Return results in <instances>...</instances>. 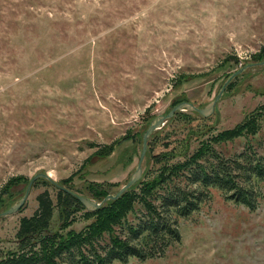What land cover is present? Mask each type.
<instances>
[{"label":"rangeland","instance_id":"rangeland-1","mask_svg":"<svg viewBox=\"0 0 264 264\" xmlns=\"http://www.w3.org/2000/svg\"><path fill=\"white\" fill-rule=\"evenodd\" d=\"M263 47L264 0H0V189L13 182L0 194V211L37 172L81 196L115 193L133 171L153 117L182 100L202 107L229 73L264 59ZM230 82L208 116L175 111L148 135L139 181L198 150L202 166L214 155L264 154V65ZM191 166L146 199L157 206L167 186L193 188ZM256 184L252 209L208 187L198 208L177 218L179 241L161 256L109 264H264V179ZM43 191L54 203L56 187L37 179L22 206L0 216V258L15 252L18 220L33 213ZM143 216L135 198L92 245L102 252L110 235L123 238ZM96 219L78 208L61 222L53 207L48 228L55 236L47 242L84 232Z\"/></svg>","mask_w":264,"mask_h":264},{"label":"trees","instance_id":"trees-1","mask_svg":"<svg viewBox=\"0 0 264 264\" xmlns=\"http://www.w3.org/2000/svg\"><path fill=\"white\" fill-rule=\"evenodd\" d=\"M251 124L253 129L252 121ZM240 129L241 126L227 130L226 137L238 133ZM203 153L204 151L198 150L185 162L166 168L151 181L138 180L117 198L106 200L104 204L92 210V213L97 214V219L87 225L84 232L70 234L56 241L51 240L52 242H47V239L55 236L49 233L48 228L53 207L58 210L61 222H66L69 214L84 207L70 185L58 186L46 179L37 178L56 187L54 203L46 191L35 197L37 206L33 213L18 220L15 252L0 258V264H59L60 257H64L67 264H109L113 260L124 262L129 257L143 261L161 256L169 245L179 241L177 218L186 217L195 211L207 195L208 187L221 190L224 198L233 203L249 209L254 208L261 192L256 183L264 179V154L245 149L227 158L214 155L209 165L202 166L197 160ZM188 164L193 165L186 169L193 188L167 186L157 206L146 199L157 186L172 179V173ZM10 181L9 179L0 189V194L12 185L13 182ZM135 186H138L136 194L132 192ZM105 195L107 193L101 190H90L82 196L101 200ZM135 198L142 202L144 216L137 223L127 226L123 238L116 234L110 235L109 244L100 248L102 252H98L92 245L96 234L105 228L110 230L111 224H117L132 208ZM1 203L2 198L0 205Z\"/></svg>","mask_w":264,"mask_h":264},{"label":"water","instance_id":"water-1","mask_svg":"<svg viewBox=\"0 0 264 264\" xmlns=\"http://www.w3.org/2000/svg\"><path fill=\"white\" fill-rule=\"evenodd\" d=\"M253 65H264V59H262L261 61H259L257 63L244 64L243 66L239 67L235 71L229 73L226 76L223 83L221 84L218 92L213 97V99L210 100L209 102H207L202 107H196L191 102L182 100V101H179V102L173 104L172 107L165 114H160V115H156L155 117H153L148 122V124L146 125L145 129L143 130V132L141 134V146H140L139 156H138V159H137V162H136V165H135L133 171L129 174L127 181L124 184H122L115 193L105 195L100 201H95V200L90 199L86 196L77 195V199L80 202V204L84 207V209L89 210V211L97 209L106 200H112V199L117 198L127 188H129L131 185H133L134 183H136L139 180L140 174H141L140 164H141L142 157H143V154L145 151V147H146L145 143H146V139H147L148 135L153 130L159 128L167 118H169L170 116L173 115V113L175 111L189 110V111H194V112L198 113L202 117L208 116L212 112L214 103L219 98V96L222 93L225 86L231 80H233L235 76L239 75L245 68L251 67ZM37 178H43V179L48 180L49 182H53L49 178V176L45 173L37 172V173L33 174L29 178V180L27 181V184L24 188L22 195L15 202L10 204L6 209L0 211V216L12 214L22 206V204H23V202L27 196V192H28L29 187L31 186L32 182Z\"/></svg>","mask_w":264,"mask_h":264}]
</instances>
